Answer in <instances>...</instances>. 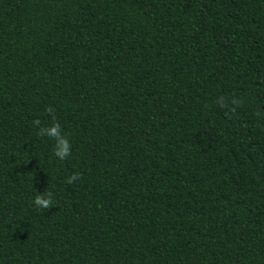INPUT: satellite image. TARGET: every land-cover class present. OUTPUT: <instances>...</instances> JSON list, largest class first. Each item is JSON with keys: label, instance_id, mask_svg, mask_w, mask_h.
<instances>
[{"label": "trees", "instance_id": "trees-1", "mask_svg": "<svg viewBox=\"0 0 264 264\" xmlns=\"http://www.w3.org/2000/svg\"><path fill=\"white\" fill-rule=\"evenodd\" d=\"M0 264H264V0H0Z\"/></svg>", "mask_w": 264, "mask_h": 264}, {"label": "clouds", "instance_id": "clouds-1", "mask_svg": "<svg viewBox=\"0 0 264 264\" xmlns=\"http://www.w3.org/2000/svg\"><path fill=\"white\" fill-rule=\"evenodd\" d=\"M233 103H238L233 101ZM221 107H224L223 100L220 101ZM46 111L52 116L53 122L49 126H41L40 120L33 121L35 127L38 128L37 135L48 137L54 141L53 155L63 161L71 154V144L65 135L62 134L61 126L55 121L54 110L51 107L46 108ZM79 179V173H74L66 179V183L72 184ZM32 204L39 209H51L53 206L52 193L49 191L46 195L37 194L32 201Z\"/></svg>", "mask_w": 264, "mask_h": 264}]
</instances>
